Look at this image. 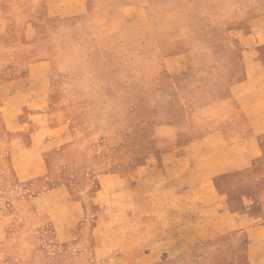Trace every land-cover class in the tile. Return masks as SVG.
<instances>
[{
	"label": "rangeland",
	"instance_id": "rangeland-1",
	"mask_svg": "<svg viewBox=\"0 0 264 264\" xmlns=\"http://www.w3.org/2000/svg\"><path fill=\"white\" fill-rule=\"evenodd\" d=\"M93 1L0 0V264H234L243 229L187 192L247 133L264 171V0L219 22L208 0ZM61 25L107 69L99 97L67 89Z\"/></svg>",
	"mask_w": 264,
	"mask_h": 264
},
{
	"label": "crops",
	"instance_id": "crops-1",
	"mask_svg": "<svg viewBox=\"0 0 264 264\" xmlns=\"http://www.w3.org/2000/svg\"><path fill=\"white\" fill-rule=\"evenodd\" d=\"M110 0H95L93 3H106ZM91 15L94 11L87 12ZM243 114V113H242ZM252 132L251 127L249 129ZM253 136L247 133L241 136L238 145V154L231 161H219L211 165L205 171H201L200 185L195 190L188 188V206L194 205L191 195L194 192L200 202L194 210L218 212L219 221L226 222L229 227L243 229L244 250L237 251L234 257V264H239L242 255L246 264H264V171L256 166L257 153L253 148ZM244 148L246 149L244 151ZM233 173V174H232ZM235 175L234 182L242 184L249 180L250 186L245 189L228 188L224 182V175ZM219 177V183H212L215 177ZM242 182V183H241ZM243 190V191H242ZM246 193V194H244ZM203 223L207 225V218L204 216ZM224 224V223H223ZM204 226V225H203Z\"/></svg>",
	"mask_w": 264,
	"mask_h": 264
},
{
	"label": "clouds",
	"instance_id": "clouds-1",
	"mask_svg": "<svg viewBox=\"0 0 264 264\" xmlns=\"http://www.w3.org/2000/svg\"><path fill=\"white\" fill-rule=\"evenodd\" d=\"M208 3L222 5L215 10L209 8L203 13L212 22L227 19L237 10L231 0L227 3H224V0H208ZM46 44L56 54L59 71L69 78L66 87L70 93H81L85 98H97L104 93L108 87L107 69L93 63L92 48L83 28L74 30L72 27L61 25L50 29ZM123 100V93L118 94L104 105V110H118Z\"/></svg>",
	"mask_w": 264,
	"mask_h": 264
}]
</instances>
